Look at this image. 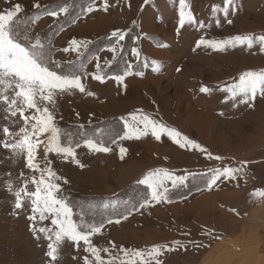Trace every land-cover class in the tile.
<instances>
[{"label": "rangeland", "instance_id": "obj_1", "mask_svg": "<svg viewBox=\"0 0 264 264\" xmlns=\"http://www.w3.org/2000/svg\"><path fill=\"white\" fill-rule=\"evenodd\" d=\"M186 3L189 6L186 11L194 22L181 27L179 0H170L169 31L163 49L165 54H159L162 59L151 58L144 54L141 46H137L135 50L139 55L136 56V64L129 69L131 64L127 52L132 50V42L136 39L139 43L141 38L138 25L134 22L125 40L120 42L117 58L120 64L115 70V74H124L128 70L136 74L150 71L159 76V80L148 78L144 81V88L143 85L137 87L135 103L146 110L151 109V119L188 137L207 149L212 157H220L219 160L208 159V155L198 149L181 148L168 136H161L159 141L169 150V159L166 164L163 162L167 167L160 170H167L177 176L191 173L183 185L172 188L169 184L167 200L152 202L147 206L151 211L148 212L151 214L148 221L152 227L160 235L169 238L175 235V239L141 249L125 248V244H128L126 241L114 244L108 240L111 234L106 232V226L116 223V220L120 222L134 214L135 209L138 211L141 208L148 194V189L143 185H136L140 189L138 192L129 195L126 191L120 193V197H123L120 200L86 198L69 192H60V195L74 206L77 214H84L86 220L104 222L101 234L93 236L92 242L97 248L112 249V257L124 258V254L119 251L121 247L142 252L160 247L162 254L157 257L160 264H240L242 260L264 252L261 247L257 249V254V244H254L259 237L257 233H252L254 242L247 241L248 237L243 235L246 221L251 223L247 225L255 224L256 228L258 223L264 225V197L253 195L264 192V98L258 95L254 101L242 103L240 97L230 99L229 94L222 89L238 81L244 72H264V50L259 44L251 48L246 45L228 46L223 50L205 46L197 48L196 44L201 38L219 41L235 36H264V0H234L231 6L226 0H186ZM66 4L51 7L47 12L66 8L69 12L68 22L86 13L87 4ZM38 19L36 13L19 15L21 37L28 38L21 42L27 44L29 40L35 42L40 39L46 46L45 54L51 70L59 74H80L83 81L90 58L72 65L55 63L52 59L53 44L60 32L57 31V25L45 31H36ZM228 20L232 23L229 24ZM240 26H243V30ZM252 28L253 31H250ZM155 66H158V71L153 70ZM107 71L100 73L104 80L110 78L107 75H112ZM201 87H208L211 91L208 94L201 93ZM5 115L0 110V128L9 124L3 118ZM56 123L65 137L81 144L85 139L92 138L108 147L111 140L123 134V123L118 119L110 118L98 126L85 128L60 121ZM18 128L19 125H16L13 130ZM0 139H3L2 132ZM157 156L154 153V157ZM51 157L50 153L49 160ZM162 158L165 160L166 157ZM35 163L41 168L45 167L42 149L37 153ZM228 167L241 168L236 179L221 177L210 186L213 170ZM21 172L24 178H19ZM34 176L38 179L39 172H32L25 166L24 156H15L0 147V264H50V258L46 255L49 241L43 238L38 241L30 231L31 222L27 219L31 214L30 208L18 216L11 214L15 197L8 191V182L11 181L16 190L22 188L27 180V190L34 191V185L30 182ZM207 197L212 198V210L201 206ZM170 206L174 208L176 216L162 212L165 207L170 209ZM224 212L241 223L237 229L233 222L223 220ZM109 219L113 222L107 223ZM36 226L51 225L50 221L41 224L37 218ZM167 226L169 232L164 231ZM171 229L175 234H171ZM259 233L263 234L262 230ZM150 234H153L152 231ZM155 241L152 239L149 243L154 244ZM88 255L83 251L82 242L77 251L73 242L65 241L59 247L58 259L52 264H84L83 258ZM101 257L105 260L110 258L109 253L104 252H101ZM128 258L137 260L139 264L138 257Z\"/></svg>", "mask_w": 264, "mask_h": 264}, {"label": "snow or ice", "instance_id": "obj_2", "mask_svg": "<svg viewBox=\"0 0 264 264\" xmlns=\"http://www.w3.org/2000/svg\"><path fill=\"white\" fill-rule=\"evenodd\" d=\"M226 2L231 6L234 0H226ZM179 4L180 26L194 22L193 17L186 11L189 7L186 0H179ZM103 6L107 10L108 0H104ZM94 10L92 7L87 9L89 12ZM21 11V6L16 4L11 10L0 13V110L7 114L3 118L9 121L8 125L0 128L3 135V139H0V147L11 151L15 156H24L25 166L32 172H39V178L34 176L30 181L34 185V191L27 190V180L22 188L16 190L13 189L12 182H8V191L15 197L11 214L18 216L30 208L31 214L27 217L31 222L30 231L38 241L41 238L49 241L46 255L50 258V264L58 259L59 247L65 241L73 242L77 251L80 250L81 242L83 243V251L89 254L83 258L84 264H117V261L119 264H137V260L128 258L130 256L138 257L139 264H160L157 259L162 254L160 247H153L147 252L121 247L119 251L124 254V258H120L110 255L112 249L94 246L92 237L101 234L104 222L86 220L84 214H77L74 206L60 195L61 185L56 181L61 178L51 167L50 153L66 162L71 159V162L83 167L77 159L76 150L79 147L83 146L95 153H108L111 149L92 138L85 139L83 144L74 141L70 137H65L62 129L57 125L54 115L56 98L65 93L73 94L74 91L85 93V85L82 83L80 74H59L49 68L48 57L45 54L46 46L40 39H36L35 42L29 40L27 44L21 42L22 39H28L27 36L21 37L20 34ZM63 11L66 12L67 9ZM225 14L227 15V9ZM51 15L57 16L58 13L53 12ZM228 23L231 24L232 21L228 20ZM127 35V32L113 31L111 37L116 46L109 50L116 53L121 46L120 42L124 41ZM254 44H259L264 50V36H235L219 41L201 38L197 41L196 47L205 46L214 50H223L228 46L240 45L251 48ZM70 46L72 50L78 52L85 46V42L73 39L70 41ZM63 50L67 52L69 48ZM133 54L138 56L139 52L134 50ZM96 67L99 68L100 65L97 64ZM130 68L131 65H129ZM153 70L158 71V66H155ZM129 74L130 72L126 70L123 75H118L114 79L122 83ZM92 79L104 81V77L99 73L94 74ZM210 91L208 87L200 88L201 93L208 94ZM222 91L228 93L230 99L235 100L240 97L242 103L254 101L258 95L264 98V72H244L238 81L223 88ZM88 95L93 93L89 92ZM129 119L131 123L125 121V134L121 137L122 139H139L150 133L156 140H160L162 135H166L181 148L198 149L201 153H206L208 159H220V157H212L210 153H207V149L200 147L188 137L181 136L175 129H170L147 115L133 114ZM16 125H19V128L13 130ZM41 149L45 161L44 168L35 163L37 153ZM120 152L124 154L126 149L121 147ZM240 171L241 168L234 167L214 169L210 186L216 184L221 177L236 179ZM8 175L11 176L10 173ZM190 175L191 173L177 176L160 169L147 173L138 181V184L148 189L147 197L140 207L167 200L169 184L172 188L183 185ZM19 178H24L23 172ZM253 195L264 197V192L253 193ZM37 218L41 224L44 221H50L51 226L37 227ZM112 222L111 219L107 221V223ZM115 222L119 223V220ZM114 248L115 245H113ZM101 252L109 253L110 258L103 259Z\"/></svg>", "mask_w": 264, "mask_h": 264}, {"label": "crops", "instance_id": "obj_3", "mask_svg": "<svg viewBox=\"0 0 264 264\" xmlns=\"http://www.w3.org/2000/svg\"><path fill=\"white\" fill-rule=\"evenodd\" d=\"M78 2L87 4L86 13L57 35L53 44L52 59L58 64L72 65L90 58L85 68L86 77L82 81L86 91L85 93L74 91L73 94L65 93L58 96L54 106L55 120L73 127L85 128L98 126L110 118L118 119L123 123L121 132L123 134L111 140L108 146L111 151L108 153L90 152L83 146L79 147L76 150L77 159L83 167L74 164L71 159L66 162L54 154L51 157V167L61 178L56 181L61 185V193L109 199L137 185L138 181L153 169L167 167L164 163L166 164L167 158L169 159V150L150 133L139 139L121 138L125 134V121L131 123L129 118L133 114L144 115L148 112L147 116L153 117L151 109L146 110L144 106L135 103L137 87L143 85L144 88L146 85L144 81L146 82L148 78L150 80L160 78L150 71L143 74L130 72L122 83L117 82L115 77L100 82L92 79V76L107 71L116 64L120 47L116 53L109 50L116 46L111 33L116 30L127 32L134 22L138 25L141 38L139 43L135 39L130 45L132 50L127 52L131 68L137 61L133 54L137 46H141L144 54L151 58L162 59L159 54H165L163 49L166 47L164 42L169 31L170 0H108L107 10L103 6L104 0H0V13L11 10L16 4L22 8L19 15H31L43 9L50 10L60 3H67L68 6ZM89 7L95 10L89 12L87 11ZM53 12H57L58 15L52 16ZM68 13L62 10L47 12L37 20L36 31H45L61 24L68 18ZM73 39L85 42V46L78 52L71 49L70 41ZM109 41L112 42L108 43ZM65 48H69V51L65 52L63 50ZM97 64L100 65L99 68L96 67ZM89 92L93 95H88ZM121 147L126 149L124 154L120 152ZM154 153L158 155L156 158ZM163 156L166 157L165 160ZM147 208L149 207L139 208L137 212L119 223L106 226V232L111 234L108 240L114 244L126 241L128 244H125V248L141 249L175 239V235L170 238L160 235L152 227L148 221L151 215L148 212L151 211ZM173 209L171 206L170 209L165 207L162 212L176 216ZM168 230L167 226L164 231L169 232ZM171 230V234H175V231ZM151 231L154 237L150 234ZM158 237L162 239L157 240ZM151 238L156 240L154 244L149 243L152 241Z\"/></svg>", "mask_w": 264, "mask_h": 264}, {"label": "bare ground", "instance_id": "obj_4", "mask_svg": "<svg viewBox=\"0 0 264 264\" xmlns=\"http://www.w3.org/2000/svg\"><path fill=\"white\" fill-rule=\"evenodd\" d=\"M240 29L243 30V26H240ZM250 31H253V28ZM242 57H244V56H242ZM210 201L212 203V198L211 197H207L205 201L204 200L202 201V205L201 206H204L205 208H210L212 210V206L210 204ZM214 207H215V205H214ZM225 213L226 212L222 213L223 220H229V221L233 222V226L235 227V229H237L241 223L239 221L236 222V220L231 215H229L227 213L225 214ZM246 223L251 225V223L248 222V221H246ZM247 224H243V235H246L248 237V240L247 241H253V242H254V240H252L251 237L254 234H252V233H257L256 235H259V237H257V239L254 242V244L255 243L257 244V246H255V248H256V251H257V254H258V250L257 249H259V248L262 247L263 248V251H264V225L260 226L261 224L259 225V223H258L257 224V227L258 228H256L255 227V224H253L252 226L247 225ZM261 230H262L263 234H260L259 233ZM248 232L250 234L247 235ZM262 254L261 255H256V257L258 259H256L255 256H251L250 258H246V259L242 260L240 264H264V255H262Z\"/></svg>", "mask_w": 264, "mask_h": 264}, {"label": "trees", "instance_id": "obj_5", "mask_svg": "<svg viewBox=\"0 0 264 264\" xmlns=\"http://www.w3.org/2000/svg\"><path fill=\"white\" fill-rule=\"evenodd\" d=\"M46 10L47 9H43V12L42 11H38V12H36V16L38 17V18H40L41 16H43L44 14H45V12H46ZM35 14V13H34ZM73 24V22H68V20H65L62 24H60V26H58L57 25V31H59V32H61L62 30H64L65 28H67V27H69L70 25H72ZM51 30V29H50ZM58 32V33H59ZM91 50V48L89 49V51ZM89 51H88V53H89ZM119 64H120V61H118L113 67H111L107 72H109V73H112V75H107L108 77H114V76H116V75H118V74H115L116 72H115V70L118 68V66H119ZM140 189L139 188H137L136 187V185H133V186H131L129 189H127V190H125L126 191V193L128 192V195L129 194H131V193H133L134 191H136V192H138ZM122 193V192H121ZM127 195V196H128ZM126 196V197H127ZM123 197H120V194H118L117 196H115V197H113V198H111V200H120V199H122ZM110 200V199H109ZM134 212H137V209H135L134 211H133V213Z\"/></svg>", "mask_w": 264, "mask_h": 264}]
</instances>
